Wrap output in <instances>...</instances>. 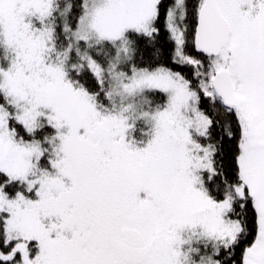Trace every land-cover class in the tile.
I'll return each mask as SVG.
<instances>
[{
	"label": "snow or ice",
	"instance_id": "obj_1",
	"mask_svg": "<svg viewBox=\"0 0 264 264\" xmlns=\"http://www.w3.org/2000/svg\"><path fill=\"white\" fill-rule=\"evenodd\" d=\"M0 264H264V0H0Z\"/></svg>",
	"mask_w": 264,
	"mask_h": 264
},
{
	"label": "trees",
	"instance_id": "obj_2",
	"mask_svg": "<svg viewBox=\"0 0 264 264\" xmlns=\"http://www.w3.org/2000/svg\"><path fill=\"white\" fill-rule=\"evenodd\" d=\"M102 49L103 50L99 53V55H100V62L104 65L105 72L107 71V66H108L109 62L117 64L116 70L118 72L126 71L127 66L132 62L129 60H125L123 53L120 56L121 59L119 60V62H117L116 50L111 45H103ZM105 53H106V55H105ZM149 54L150 53L147 50L144 53L145 58L146 59L148 58L149 60H151V57L149 56ZM135 58H136V54L133 53V59H135ZM104 74H105L106 81L109 83V77H108L109 74L108 73H104ZM142 97L145 101V105L143 106V108H144V110L148 111V110H150V108L152 106L155 105V103L159 102V99L163 98V94L157 93L156 95H153L152 93H149V92H143ZM157 97H159V99H157ZM105 107H108V104H106ZM147 130H148V125L147 124L145 125L143 123V121L136 122L134 130L131 133V138L133 140H137V141L141 140V137H142V139H144L145 138L144 135L140 136V132L147 131Z\"/></svg>",
	"mask_w": 264,
	"mask_h": 264
},
{
	"label": "rangeland",
	"instance_id": "obj_3",
	"mask_svg": "<svg viewBox=\"0 0 264 264\" xmlns=\"http://www.w3.org/2000/svg\"><path fill=\"white\" fill-rule=\"evenodd\" d=\"M121 55H122V53L120 54V56ZM120 59H121V57L119 58V60ZM115 71L118 72L116 69H115ZM105 73H107V71ZM108 77H109V84H111V83L115 84L116 83V81L112 80L110 75H108ZM142 93L143 92L137 91L135 93L129 94V93L124 92L123 89H118L116 91H112V98L108 102V107H106L109 109L114 108L117 111L123 110L124 114L128 118L129 124L132 126L130 133H129L130 138H131V133L134 130L136 122L143 121V123L145 125L147 124L141 115L143 112L146 111L143 108V106L145 105V101L142 97ZM148 127H149V125H148ZM146 132L147 131L140 132V136L144 135L145 140L147 139V136L145 135ZM141 139H142V137H141Z\"/></svg>",
	"mask_w": 264,
	"mask_h": 264
}]
</instances>
